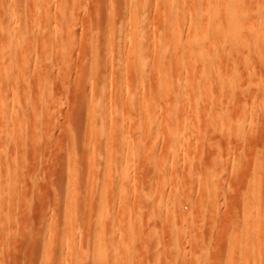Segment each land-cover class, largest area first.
Returning a JSON list of instances; mask_svg holds the SVG:
<instances>
[{
    "label": "rangeland",
    "instance_id": "obj_1",
    "mask_svg": "<svg viewBox=\"0 0 264 264\" xmlns=\"http://www.w3.org/2000/svg\"><path fill=\"white\" fill-rule=\"evenodd\" d=\"M148 1L0 0V264H264V0L231 27L205 0L184 61L194 11L184 0L170 27ZM136 14L152 21L130 86ZM133 88L141 117L115 125L111 101Z\"/></svg>",
    "mask_w": 264,
    "mask_h": 264
},
{
    "label": "bare ground",
    "instance_id": "obj_2",
    "mask_svg": "<svg viewBox=\"0 0 264 264\" xmlns=\"http://www.w3.org/2000/svg\"><path fill=\"white\" fill-rule=\"evenodd\" d=\"M159 1V0H158ZM161 1H164V5L168 8V10H169V13H170V21H171V23L169 24V26L171 25V26H173V25H175L176 23L178 24L179 23V17H180V11L179 10H182V9H184V8H186V6H188L189 7V9H190V7H191V9L194 11V13H192V15L193 14H195L194 16H195V18H194V16H193V18L194 19H192L193 21H194V23L192 24L191 22V24L193 25H191L192 26V28L190 29V32L188 33V35H185V33H184V37H186V40L185 41H187V44H185V46H186V48H185V50L183 49L182 51H181V53H180V58H181V60L182 61H184V58L186 59V57H187V55L190 57V58H192L193 56H195V53L196 52H198V48H199V44H200V42H201V40H203V39H205V37L207 36V34H205L204 32H200L201 30H197V26H202L204 23H207V22H209L208 20H209V16H210V14H208V12H206V10L204 9L205 8V0H190L189 2H188V0L187 1H185L184 2V0H161ZM207 1V0H206ZM212 1V0H211ZM213 1H215V4H212V5H214V8L212 9L213 10V13H212V11L210 12L211 13V15L213 16H211L212 18H216L217 20H221L222 18L223 19H225V21L227 20V22H228V24H230V27H231V25H233L234 23H235V18H236V11L240 8V6L243 4V0H213ZM257 1V0H256ZM13 2V1H12ZM134 2H137V1H134ZM11 3V2H10ZM37 3V2H36ZM183 3H185L186 4V6L183 8L182 6H183ZM188 3H190V4H188ZM135 4H137V3H135ZM188 4V5H187ZM148 6V5H150L149 4V1L148 0H146V2L145 3H143V6L145 7V6ZM190 5V6H189ZM5 6V5H4ZM243 6V5H242ZM211 7V6H210ZM7 8V5L5 6V8L4 9H6ZM135 8L138 10L139 9V11L141 10V7H139V5L138 6H135ZM135 8H133V10H136ZM182 8V9H181ZM242 8V7H241ZM222 9H223V11H225V12H223L224 13V17L223 16H220V14H221V11H222ZM187 10H188V8H187ZM209 10H211L210 8H209ZM5 11V10H4ZM37 11V10H36ZM192 11V12H193ZM187 12V11H186ZM189 12V11H188ZM187 12V13H188ZM236 12V13H235ZM12 13V12H11ZM138 13V12H137ZM141 14H142V12H140ZM182 13H184L183 12V10H182ZM181 13V14H182ZM8 14V13H7ZM40 14V13H39ZM139 14V13H138ZM138 14H136L135 15V17H134V20L132 21V23H131V33H132V36H130L129 38V44L131 45L130 47H131V51L132 52H135L134 54H132L131 56H132V58L131 57H128V62L130 63V60L131 61H134V60H136V57H137V61H134L133 62V64L132 65H128L129 67V70H124V74L126 75V81H129L131 84H130V86H132V82H133V80H135V79H139L140 80V77L141 76H143V74H142V70H145L144 69V65H143V59H144V57L146 56V55H148V54H146V53H148V52H146L147 51V46H146V43H145V40H146V37H145V35H144V33H143V30H145L144 28L146 27V23H148V26H147V30H150V29H148L149 27H150V25H151V17H150V15H148L147 17H146V19H142V18H140V16L138 15ZM186 15V14H185ZM184 15V16H185ZM191 15V16H192ZM16 16V15H15ZM187 16V15H186ZM159 17V15L157 16V18ZM188 17V16H187ZM210 17V18H211ZM248 17V16H247ZM246 17V18H247ZM155 18H156V15H155ZM161 18V17H160ZM239 18V17H238ZM264 18V17H263ZM18 19V18H17ZM154 19V18H153ZM178 20V22H177V20ZM181 20V19H180ZM188 20V19H187ZM18 21V20H17ZM34 21V20H33ZM154 21H155V19H154ZM191 21V20H190ZM246 21V20H245ZM181 22V21H180ZM186 22V21H185ZM247 22V21H246ZM160 23V22H159ZM263 24V23H262ZM170 26V27H171ZM176 26V25H175ZM183 26H185V25H183ZM5 27V26H4ZM169 27V30H172V28H170ZM177 27V26H176ZM175 27V28H176ZM246 27V26H245ZM8 28V30H9V27H7ZM30 28V27H29ZM186 28V27H185ZM203 28V27H202ZM2 29H4L3 27H2ZM199 29H200V27H199ZM240 29H241V27L239 26V27H237V28H235V29H229V35H227V36H232V35H234V34H236V33H238V32H240ZM6 30V29H5ZM18 30V29H17ZM163 30H165V29H163ZM204 30H206V29H204ZM257 30V29H256ZM7 31V30H6ZM167 30H165L164 32H166ZM177 31V30H176ZM21 32H22V30H21ZM146 32V31H145ZM156 31L154 30V33H155ZM159 32V31H158ZM163 32V31H162ZM180 32V31H179ZM183 32V31H182ZM181 32V33H182ZM8 33V32H7ZM15 33V32H14ZM25 33V32H24ZM27 33V32H26ZM160 33V32H159ZM174 33V32H173ZM180 33V34H181ZM217 33L218 34H221L222 33V31H221V29L220 30H217ZM18 34V33H17ZM257 34V33H256ZM255 34V35H256ZM156 35V34H155ZM162 35H163V33H162ZM162 35H159V34H157L155 37V41H157V43L156 44H158L159 46V50H158V52H163V53H165L166 54V57L167 58H172L173 57V52L171 51V49H169V47L165 44V39H166V37L165 36H162ZM174 35V34H173ZM209 35V34H208ZM9 36V35H8ZM147 36V35H146ZM259 36V35H258ZM13 37V36H12ZM241 37H243V36H241ZM256 37V36H255ZM264 37V36H263ZM252 38V37H251ZM9 39V38H8ZM7 39V40H8ZM17 39H19V38H17ZM159 39L161 40V41H159ZM13 40V39H12ZM181 40H183V38H182V36L180 37L179 36V38L177 39V41H181ZM159 41V42H158ZM172 42H173V40H172ZM9 43V42H8ZM169 43V42H168ZM3 44V43H2ZM172 45V44H171ZM157 47V48H158ZM201 48V47H200ZM199 48V49H200ZM149 49V48H148ZM34 50V49H33ZM155 51H157V50H155ZM138 54V55H137ZM177 56H178V54H177ZM186 56V57H185ZM176 57V56H175ZM189 57H187V59L189 58ZM131 58V59H130ZM146 58V57H145ZM195 58V57H194ZM162 59V58H161ZM177 60H178V57L176 58ZM181 60H178V62L180 63V61ZM186 61V60H185ZM173 62H174V60H173ZM177 62V63H178ZM170 63V62H169ZM131 64V63H130ZM161 64V63H160ZM180 64H182V63H180ZM179 64V65H180ZM10 65V64H9ZM178 65V64H177ZM197 65V64H196ZM146 66V65H145ZM159 63H157V62H155V64L153 65V67L156 69V68H159ZM178 67V66H177ZM184 68V67H183ZM150 70V69H149ZM184 70V69H183ZM5 71V70H4ZM185 72V71H184ZM11 73V72H10ZM192 73V72H191ZM183 75V74H182ZM9 76H10V74H9ZM169 77V76H168ZM187 79V78H186ZM139 80L137 81V82H139ZM125 81V82H126ZM129 82H128V88H129ZM142 84V83H141ZM173 85V84H172ZM188 85V84H187ZM186 85V86H187ZM175 88H178V89H180L179 87H181V86H179V87H176V84H174L173 85ZM158 88V91H157V95H156V98H158V101L160 100V96L161 95H164L165 94V96H164V98H168L167 96V94L169 93V91H170V89H171V84H161V83H159V86L157 87ZM185 88V87H184ZM111 89V88H110ZM181 89H182V87H181ZM140 90V89H139ZM138 90V91H139ZM143 92V91H142ZM171 92V91H170ZM139 93V92H138ZM125 93H123V95H120V96H117V97H115V99L113 98V100L111 101L112 102V106H116L115 107V109H113V111H112V122L116 125L117 124V120L119 119V118H121L123 115L124 116H129L130 117V120L129 119H127V120H129V121H131V122H129V123H134L135 124V121L139 118V116L141 117V105H142V103L140 102V100H141V98H140V96H138V94H137V91H136V89L135 88H133V89H131V90H129L128 89V91H127V93L124 95ZM140 94H141V92H140ZM143 94V93H142ZM152 96V95H151ZM146 97V96H145ZM170 97V96H169ZM140 98V99H139ZM144 98V97H143ZM155 98V99H156ZM161 99H162V101H163V98H162V96H161ZM150 100V99H149ZM157 101V102H158ZM162 101H159V103L161 102L162 103ZM164 101L165 102H168V99H164ZM143 102H145V101H143ZM139 103H141V104H139ZM146 103V102H145ZM148 103H150V102H148ZM167 104V103H166ZM110 105V104H109ZM148 105H150V104H148ZM143 106H144V104H143ZM142 106V107H143ZM154 106H155V104H154ZM139 108H140V110H139ZM147 108V107H146ZM143 110V109H142ZM155 111V110H154ZM156 112V111H155ZM139 113H140V115H139ZM126 114V115H125ZM156 115L157 114H154V115H152V117L149 119V124H151V125H155V121H156V118L158 117H156ZM138 117V118H137ZM156 117V118H155ZM123 119V118H122ZM140 119V118H139ZM160 119V118H159ZM123 121V123L125 122L126 123V121H125V118L122 120ZM111 122V123H112ZM120 122V121H119ZM124 123V124H125ZM118 124H120V123H118ZM122 124V123H121ZM131 126V125H130ZM132 127V126H131ZM151 127H153V126H151ZM133 128V127H132ZM134 129V128H133ZM169 129V128H168ZM130 130H131V128H130ZM136 130H137V128H136ZM113 131H116L117 132V129L116 130H113ZM138 131V130H137ZM115 132V133H116ZM132 133H136V131H134L133 132V130H132V132H131V139L133 138L132 137V135H134V137L135 138H133L134 140L136 139V140H139V138L136 136V134H132ZM113 134V133H112ZM121 134H123V133H121ZM243 134V133H242ZM125 135V134H124ZM124 135H122V136H124ZM130 135V134H129ZM118 136V135H117ZM127 137V136H126ZM124 138H125V136H124ZM161 138V137H160ZM137 144H138V142H137ZM136 144V145H137ZM135 145V146H136ZM139 145V144H138ZM137 145V146H138ZM140 148V147H139ZM138 151H139V149H138ZM135 152H136V150H135ZM139 156V155H138ZM132 161V160H131ZM127 163V162H126ZM130 163V162H129ZM135 165H136V163H135ZM124 166V165H123ZM140 166V165H139ZM135 169V168H134ZM139 169V168H138ZM138 172V171H137ZM218 173V172H217ZM216 175V174H215ZM144 193V192H143ZM145 195V194H144ZM140 196V195H139ZM142 200V199H141ZM145 200V199H144ZM249 219V218H248ZM248 222V221H247ZM248 226H249V224H248ZM244 231H246V230H244ZM250 236V235H249ZM237 236H235V238H236ZM252 237V236H251ZM100 238H101V236H100ZM183 238V237H182ZM250 238V237H249ZM100 240V239H99ZM231 240V239H230ZM238 240V239H237ZM251 241V240H250ZM239 243V242H238ZM241 244V243H240ZM131 249H132V247H131ZM240 251V250H239ZM97 252V251H96ZM234 252V251H233ZM131 259V258H130Z\"/></svg>",
    "mask_w": 264,
    "mask_h": 264
}]
</instances>
